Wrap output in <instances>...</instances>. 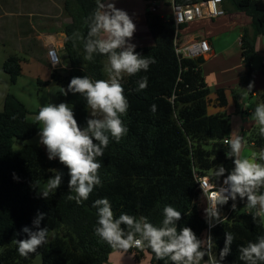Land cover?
<instances>
[{"label": "trees", "instance_id": "16d2710c", "mask_svg": "<svg viewBox=\"0 0 264 264\" xmlns=\"http://www.w3.org/2000/svg\"><path fill=\"white\" fill-rule=\"evenodd\" d=\"M201 1L205 0H172L170 5L186 7ZM97 4L98 0H64L70 19L63 29L69 69L63 74L53 70L49 80H38L39 84L46 86L52 81L66 90L73 77L104 79L101 63L107 57L94 54L92 61L85 60L83 41L73 38L76 32L87 37L88 18ZM221 8L225 15L239 13L249 21V30L245 28L240 38V55L250 76L258 39L264 43V0H221ZM145 24L153 44L135 51L153 58L155 63L147 71L121 81L130 105L122 116L128 132L119 142L110 137L104 156L97 158L101 163V184L87 201L77 205L68 199L74 194L68 188V169L58 158L49 160L41 146L13 149L15 140L33 138L38 127L27 120L29 112L18 98L11 94L4 97L0 112V264H31L38 255L42 256V264H106L113 250L130 256L135 263L147 257L148 264H172L167 258L158 259L150 248L124 251L101 240L94 231L97 210L92 206L98 198L110 201L116 217L121 213L145 217L156 226L162 223L163 208L173 206L182 214L178 228L190 227L197 237L206 238L205 200L194 175L219 183L223 177L215 178V167L223 165L228 171L234 167L233 160L226 157L229 144H224V140L230 141L228 115L209 113L210 108L227 107V98L224 89H217L214 99L210 97L209 86L201 75L203 57L183 58L177 54L189 23L179 25L176 32L171 15L164 19L146 12ZM2 70L15 84L21 74L20 59L9 56ZM145 76L147 86L139 90L138 81ZM60 98L72 107L79 126L86 127L88 108L84 96L69 92ZM232 98L235 111L241 112V95ZM262 98L264 102V94ZM248 142L256 150L258 162L264 163L259 160L264 152V137L259 131L253 132ZM52 169L63 173V182L49 199L40 198L32 185L49 178ZM13 174L19 179H14ZM246 202V198L238 197L231 216L211 230L217 256L224 247L225 233L235 235L230 254L221 264H244L239 260V247L264 235L263 223L259 218L253 220L252 210L237 211ZM37 212L46 214L40 227L48 228V243L28 257L20 256L16 240L27 238L21 229L32 227Z\"/></svg>", "mask_w": 264, "mask_h": 264}, {"label": "clouds", "instance_id": "9594fccd", "mask_svg": "<svg viewBox=\"0 0 264 264\" xmlns=\"http://www.w3.org/2000/svg\"><path fill=\"white\" fill-rule=\"evenodd\" d=\"M136 25L129 14L115 6V0H99L96 9L88 18V32L85 38L81 33L73 34L74 40H82L86 55L84 59L92 61L94 54L107 57L105 72L107 79L92 80L88 76L73 77L62 94L69 92L84 96L90 118L86 127L81 128L75 114L67 103L45 104L35 116L40 125V143L46 147L49 160L57 159L68 169V188L74 193L69 200L77 205L87 201L96 186L101 184L99 170L101 163L97 159L104 156L110 143V137L119 142L128 132L122 116L129 109V102L124 95L122 79L147 71L155 63L151 57L142 56L135 51L136 45L131 40ZM59 63V61L57 62ZM147 77L138 81L139 90L146 88ZM251 89V85L249 86ZM247 107V106H246ZM155 110V106H153ZM260 136L264 137V104L255 106L252 113ZM226 157L233 160L234 167L228 171L223 165L215 167L216 179L224 177L222 186L215 187L207 198L205 219L209 228L213 221L223 223L220 207L235 202L239 197L246 198V207L252 210L253 220L258 218L264 223V163L242 156L245 141L236 136L228 142ZM264 161V152L259 156ZM43 185L34 181L32 187L39 189V197L49 199L63 182V173L55 169ZM227 173V175H225ZM14 179H19L13 174ZM97 210L95 234L110 247L127 251L132 247H147L158 259H168L172 264H221L230 254L235 235L225 233L224 247L217 253L215 241L209 235L205 239L197 237L190 227L178 228L177 222L182 214L175 207L163 208L160 226L149 222L147 218H137L127 213L116 217L107 198H98L92 205ZM236 208V204H232ZM45 213L37 212L32 227L24 226L21 231L26 239L16 240L20 256L28 257L48 243V228H41ZM35 229V230H33ZM239 260L244 264H264V235L255 242H249L238 249ZM205 257L207 259L205 260Z\"/></svg>", "mask_w": 264, "mask_h": 264}, {"label": "rangeland", "instance_id": "374dc122", "mask_svg": "<svg viewBox=\"0 0 264 264\" xmlns=\"http://www.w3.org/2000/svg\"><path fill=\"white\" fill-rule=\"evenodd\" d=\"M155 1L160 6L158 15L167 17L172 14V9L167 4L168 0ZM149 3V0H115L117 8L125 10L132 19L137 20V22H134L136 26L140 23L141 12L144 14V5H148ZM7 10L9 11L8 14H6ZM231 16L234 18L236 26H230V28L225 26L223 32L218 35V39L214 42V45L218 47L222 54L220 53L213 60L204 63L201 67V75L204 78L206 77L209 83L211 98L214 99L216 97L215 91L217 89H225L227 91L229 106L224 108L217 107L216 109L210 108L209 113H226L229 123V132L227 134L229 140L231 141L236 136H242L245 141L241 153L242 156L257 160V152L248 140L253 132L259 131L258 126L252 118L254 108L258 104H264L262 100L264 94V50L261 47L252 59L251 68L253 72L250 76L247 74V70L245 71L246 67L243 62L239 61L238 57L235 58L233 56L234 60H231V63L227 61L229 55L223 49L230 46L235 47V43H233L235 40L240 45L241 37L238 36L239 33L243 32L242 29L244 27L248 30L250 28L248 19L242 14L234 13ZM68 22H70V19L65 13L64 0H0V112L3 109L4 97L7 94L14 95L28 110L27 120L36 123L38 127L37 133L33 138L15 140L13 143L14 150H18L26 145H39L47 154L46 147L39 142L40 125L36 122L35 116L38 114L40 107L45 104L61 103L60 97L63 88L52 81L49 82L48 87L38 83V80L47 82L51 70L41 62V56L37 53V49H40L43 41L40 33H52V31L61 27V25L60 30L62 31ZM207 24L209 23L207 22ZM207 24H203V26ZM202 33L203 31L200 29L195 35L199 36ZM146 40L149 42L146 43ZM138 41L144 47L153 44L149 33L147 36L141 33L138 36L134 35L131 43ZM184 41L182 39L181 46ZM208 41L213 42L211 37ZM262 44L264 46L261 39ZM45 48L47 53L51 49L48 45ZM42 49L43 46L41 45ZM11 55H15L20 59L21 66V74L15 84L9 82V76L2 70L3 63ZM60 63V66L67 68V62L61 61ZM62 71L58 69L57 73L63 74ZM250 85L251 89H249ZM236 93L241 95V110L244 109L245 111H235L232 95ZM252 93H254V96H252ZM53 176L54 173L49 178ZM49 178L41 181V185ZM32 191L39 194L38 188H34ZM237 211L246 212L249 209L246 206H240L237 208ZM114 255L115 253L110 256L106 264H147L146 260L135 263L131 258H121Z\"/></svg>", "mask_w": 264, "mask_h": 264}, {"label": "crops", "instance_id": "0c3cea01", "mask_svg": "<svg viewBox=\"0 0 264 264\" xmlns=\"http://www.w3.org/2000/svg\"><path fill=\"white\" fill-rule=\"evenodd\" d=\"M98 2H99V0H98ZM171 2H172V0H168L167 4L172 9V5H170ZM143 10H144V14H143V12H141V14H140V23L136 26V31L134 33V35H137V36H138L139 33H141L143 35L145 34V36H147L148 33H149L148 28H147V26L145 24V13L147 11V5L146 4L144 5V9ZM8 13H9V11L7 10L6 14H8ZM16 14H20V13H16ZM232 16L231 15H225V18L221 17V18H218L216 20H197V21L189 23V25L185 29V34L183 35V39L185 40L183 42V44L185 45V44H188V43H190L192 41H198V40H201V39H205V40L208 41V39H210V37H211L213 42L212 41H208L209 45L211 47V52H210L209 55L204 56L203 59H204L205 63L209 62L210 60H213L216 57V55H219L221 53L220 50L218 49V47L214 45V42L218 39V35H220L221 32H223V28L225 26H228L229 28H230V26L231 27H233L234 25L236 26V24H234L235 20H234V18ZM132 20H133V22H137V20H134V19H132ZM207 22L209 24H207ZM203 24H207V25L203 26ZM248 24H249V22H248ZM61 27H62V25H61ZM61 27H59L58 29L56 28L54 31H52V33H40V35H42V37H43V41H42V44H41L43 46V49L41 50V45H40V49H37V53L40 54V56H41V58H40V56L38 55L40 60H41V62L44 63L46 65V67L49 68L51 71H53V70L58 71V69H61V70H63L62 72L65 73L69 69V62H68L66 53L64 52V49H63L64 41H65V35L63 33V30L62 31L60 30ZM200 29L203 31V33L201 35H199V36L195 35L196 33H198V31ZM244 29H245V27L242 29V31ZM238 36L241 37L242 36V32L239 33ZM37 37H39V36H37ZM198 38H201V39H198ZM19 41H20V37H19ZM145 42L148 43L149 41L146 40ZM132 43L136 45V48L144 47V46H142L140 44L139 41L138 42H132ZM233 43H235L234 44L235 47H231L230 46L228 48H224L223 49V51L227 55H229V59L227 61L231 63V60H234L232 58L234 56L235 58L238 57L239 61L242 62L241 55H240V45H238L236 43V40L233 41ZM47 45L49 46V48H54L56 50L57 54H58L59 65L56 68H52V67H50V64H48L49 63L48 55H47V51H46V48H45V46H47ZM261 47L264 50V46H263V44L261 45V39L259 38L258 39V43H257L258 52L261 49ZM61 61L62 62H64V61L67 62V68L68 69L65 68L64 66H60V64H61L60 62ZM106 62H107V60L102 61V63H101V65H102V73H103L104 79H107V73L105 72V64H106ZM245 71H246V69H245ZM126 76L127 75H125L124 77H126ZM205 81L209 85L206 77H205ZM48 85H46V87H48ZM224 91H225V96L227 98V91L225 89H224ZM236 94L239 95L238 93H236ZM236 94H233V95H236ZM252 96H254V93H252ZM227 102H228V100H227ZM238 103H239V105H242L241 104V99H239ZM227 106H229V102H228ZM89 110L90 109L87 110V119L90 118ZM242 111H245V110L243 109ZM113 251L109 255V259H110V256L112 254H114V253H115L116 256H119L121 258H131L128 255H124V253H121V252H118V251H115V250H113ZM144 258L145 259H143V260H146L147 264H148V258L147 257H144ZM205 260H206V258H205ZM108 264H110V263H108ZM202 264H204V262H202Z\"/></svg>", "mask_w": 264, "mask_h": 264}, {"label": "built area", "instance_id": "2783aa9c", "mask_svg": "<svg viewBox=\"0 0 264 264\" xmlns=\"http://www.w3.org/2000/svg\"><path fill=\"white\" fill-rule=\"evenodd\" d=\"M149 1L150 3L147 5L146 12L151 14H157L160 8L159 4L155 0H149ZM171 16L173 20V25L177 32L179 25L191 23L197 20H215L220 17H224L225 13L221 8V0H205L193 6H186V7L172 6ZM161 18L165 19L166 17L161 16ZM176 52L177 54L181 55V57L183 58H199L210 54L211 47L207 40L201 39L198 41H192L185 45L183 44L182 46L180 45L179 47H177ZM47 55L50 66L52 68L58 67L59 63L57 62L59 61V58L56 50L53 48L49 49ZM227 143L228 141L224 140V144ZM194 178L197 184V189L204 197L205 208H206L207 198L213 194L215 187L219 188L220 186H222L224 177L221 179L219 183L211 182L207 176L194 175ZM228 203L230 204L228 205V207H226V205L220 207L221 217L225 218L224 221H226L236 209V208L235 209L232 208V204L234 203L233 201L229 200ZM204 219H205V212H204ZM213 223L215 224V226L218 224V222L215 221H213ZM212 229L213 227L210 229L207 223L206 237L210 235ZM134 248L140 249V247H134Z\"/></svg>", "mask_w": 264, "mask_h": 264}, {"label": "water", "instance_id": "95a60500", "mask_svg": "<svg viewBox=\"0 0 264 264\" xmlns=\"http://www.w3.org/2000/svg\"><path fill=\"white\" fill-rule=\"evenodd\" d=\"M31 264H42V256L38 255L37 257H35Z\"/></svg>", "mask_w": 264, "mask_h": 264}]
</instances>
